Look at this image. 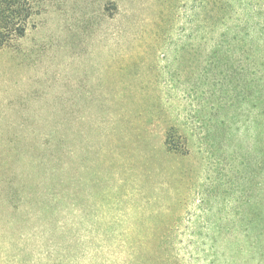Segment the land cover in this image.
I'll list each match as a JSON object with an SVG mask.
<instances>
[{"label":"rangeland","instance_id":"1","mask_svg":"<svg viewBox=\"0 0 264 264\" xmlns=\"http://www.w3.org/2000/svg\"><path fill=\"white\" fill-rule=\"evenodd\" d=\"M23 1L24 32L0 47V264L172 262L239 206L264 253L246 101L202 72L229 4ZM171 126L188 155L167 153Z\"/></svg>","mask_w":264,"mask_h":264},{"label":"trees","instance_id":"2","mask_svg":"<svg viewBox=\"0 0 264 264\" xmlns=\"http://www.w3.org/2000/svg\"><path fill=\"white\" fill-rule=\"evenodd\" d=\"M21 3L24 1L0 0V47L11 36H20L24 32L23 24L19 25L15 21L19 17L14 7L18 4L21 6ZM227 4L231 12L230 28L221 30L211 47L203 50L202 63L205 65L202 67V72L209 73L207 69L204 71V68L214 64L218 70L213 74L218 80L215 82L217 88H213L212 91L223 92L222 101L225 102L230 100L227 92L233 94L239 107L243 99L246 101L247 120L250 121L252 129V151L255 155L254 174L258 177H262L263 174L262 182L256 180L253 185L255 193L260 189L261 184L264 186V0L221 1L223 9ZM243 85L245 89H241ZM166 130L164 146L167 148V153L171 156L188 155L187 137L182 136L178 129L172 126ZM253 196L252 200L257 203V193ZM234 214L235 221L228 224L213 223L210 228L213 233L224 234L223 236L208 238L209 240L200 241L199 244L195 240L188 241L184 243L186 247L183 250L186 253L173 259L172 262L165 261L159 264H248L250 261L254 264H263L264 253L261 252L260 240L263 233L255 230L259 222L255 223L256 221L250 219L251 214L250 218L247 217V212L240 206ZM257 215L258 212L254 213V216ZM226 238L231 239L235 253H225L223 250L222 247L230 243ZM248 242L249 245L246 246ZM253 243H256L254 245L259 249V253H244V259L238 263L236 255L242 254L240 252L246 247L252 248ZM156 246L159 247L158 244ZM172 247L173 243H171ZM189 247L192 248L191 251ZM151 257L152 255L149 256Z\"/></svg>","mask_w":264,"mask_h":264}]
</instances>
